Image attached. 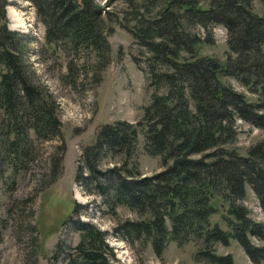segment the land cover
Listing matches in <instances>:
<instances>
[{
  "label": "trees",
  "instance_id": "obj_1",
  "mask_svg": "<svg viewBox=\"0 0 264 264\" xmlns=\"http://www.w3.org/2000/svg\"><path fill=\"white\" fill-rule=\"evenodd\" d=\"M30 1L46 41L74 50L107 51L113 24H121L93 0ZM252 1L209 0L202 7L198 0H167L148 15L134 13L131 25L122 24L144 56L139 68L152 87L151 101L135 122L116 120L100 127L82 151L75 181L94 189L112 209L125 206L136 213L115 227L123 240L149 244L157 255L171 240L193 242L197 264H233L232 254L217 253L216 245L234 239L253 264H264V224L253 220L241 203L248 185L264 210V138L245 155L229 146L238 120L264 131V14L253 11ZM217 25L227 33L223 63L197 53L201 43L212 41L211 29ZM29 39L33 37L0 25V166L15 168L24 160L29 129L36 136H62L57 104L24 61ZM222 75L236 79L254 97L222 82ZM140 134L143 151L158 156L162 166L151 175L138 169ZM106 156L116 163L101 169ZM58 167L54 159L51 175ZM216 198L226 205L228 229L211 222ZM73 227L79 241L66 252V264H120L113 261L105 230L79 220Z\"/></svg>",
  "mask_w": 264,
  "mask_h": 264
},
{
  "label": "rangeland",
  "instance_id": "obj_2",
  "mask_svg": "<svg viewBox=\"0 0 264 264\" xmlns=\"http://www.w3.org/2000/svg\"><path fill=\"white\" fill-rule=\"evenodd\" d=\"M116 15L121 21L113 24L108 34L109 49L105 52L93 47L74 50L64 43H49L45 27L30 0H0V25L33 37L25 41L29 56L24 57L33 67L36 83L47 86L51 100L57 104L55 113L61 122L62 136L35 135L27 131V156L16 167L0 166V264H66V252L79 241L74 220L90 222L107 232L106 241L114 253L113 261L120 264H197L193 242L178 245L171 240L161 255L149 244L127 242L119 237L118 222L136 218V213L125 206L109 207L92 188L75 181L82 164V151L90 145L101 126L116 120L135 122L142 109L149 104L152 87L149 86L144 56L131 34L122 24L131 25L134 13L148 15L167 0H93ZM209 0H198L206 7ZM134 4V5H133ZM148 5V9L144 6ZM252 9L264 14V0H253ZM196 30V26L190 27ZM212 41L203 42L198 55H210L225 62L228 52L227 33L222 26L212 29ZM202 37L205 31L200 29ZM186 56V54H184ZM141 60L138 65L133 58ZM222 82L233 89L249 94L236 79L221 76ZM46 98L50 100L49 93ZM237 135L229 145L245 155L248 148L264 138V131L237 121ZM143 136L139 135L138 169L151 175L162 169L158 156L142 149ZM102 158L98 167L113 166L117 159ZM59 162L55 175L50 168L53 160ZM84 172L86 169L83 170ZM241 203L249 209V216L264 224V210L246 186V197ZM217 212L211 222L224 229L226 205L215 199ZM256 244H261L252 239ZM217 253H231L233 264H253L236 240L228 245L217 244Z\"/></svg>",
  "mask_w": 264,
  "mask_h": 264
}]
</instances>
